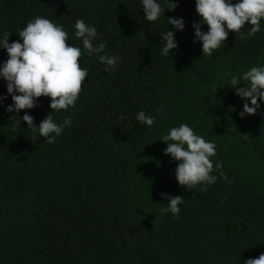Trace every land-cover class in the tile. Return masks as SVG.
I'll return each instance as SVG.
<instances>
[{
  "label": "trees",
  "instance_id": "16d2710c",
  "mask_svg": "<svg viewBox=\"0 0 264 264\" xmlns=\"http://www.w3.org/2000/svg\"><path fill=\"white\" fill-rule=\"evenodd\" d=\"M171 2L179 7L165 6L148 22L140 0H0V34L9 33V43H22L18 32L42 16L82 48L74 28L82 18L98 29L105 52L121 57L105 71L96 56L82 55L89 76L75 109L54 113L73 123L53 144L22 121L30 114L39 127L53 111L51 98L10 113L0 79L7 97L0 100V264H245L264 253V101L241 118L245 100L227 86L228 73L264 65V31L229 32L202 56L195 0ZM181 17L183 32L168 25ZM167 29L179 46L163 56ZM7 59L0 48V65ZM139 111L155 116L152 127L136 120ZM180 124L214 142L211 159L214 167L222 162L227 180L214 172L215 184L179 185V162L160 139ZM162 193L185 199L178 218L161 212L169 203Z\"/></svg>",
  "mask_w": 264,
  "mask_h": 264
},
{
  "label": "clouds",
  "instance_id": "9594fccd",
  "mask_svg": "<svg viewBox=\"0 0 264 264\" xmlns=\"http://www.w3.org/2000/svg\"><path fill=\"white\" fill-rule=\"evenodd\" d=\"M143 14L148 22H154L174 11L178 3L171 0H140ZM196 11L201 18L199 23H193L196 41L202 43V56H212L222 43L228 39L229 32L237 33L243 38L254 36L264 31L261 21L264 20V0H195ZM168 25L183 32L185 20L167 18ZM208 31H202L204 25ZM246 24L252 27L250 31L242 32ZM75 37L82 41V48L68 43L70 36L62 24L48 18L36 16L18 32L22 39L9 43L10 34H0V48L5 49L8 59L0 65V79L7 82V92L11 95L13 104L7 106L10 113H18L24 109H34L38 106L40 97H50V108L53 110L40 124L35 126V118L25 114L22 118L33 133L45 138L46 143H55L65 128H70L73 120L65 116L63 122H57L54 113L60 110L75 109L76 102L82 91L89 69L82 66L80 59L85 53L96 56L99 63L106 65L105 71H115L121 57L106 53V42L99 41L98 29L78 18L74 24ZM163 47L161 54L169 56L170 52L178 49L175 33L171 30L161 33ZM227 86L236 90V95L245 100L241 118L245 115H255L261 108L258 100L264 101V65L253 66L242 74L228 73ZM244 82L246 87H238ZM215 87V86H214ZM19 93V94H17ZM7 97H0L6 100ZM248 101L251 103L249 106ZM74 115V111H73ZM155 116L144 111L136 113V120L148 127L155 123ZM160 141L167 144L164 154L178 161L175 177L181 186L195 188L198 185L215 184L219 178L227 180L222 171V162L217 161L215 167L212 161L216 153V145L211 140H205L194 132L187 124L172 127ZM218 173V176L213 173ZM206 190L200 188V191ZM169 203L161 208L162 213L179 216L182 196L161 194ZM245 264H264V253L259 258L248 259Z\"/></svg>",
  "mask_w": 264,
  "mask_h": 264
}]
</instances>
